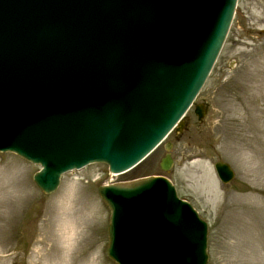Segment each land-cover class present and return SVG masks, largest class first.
<instances>
[{
	"label": "water",
	"instance_id": "water-1",
	"mask_svg": "<svg viewBox=\"0 0 264 264\" xmlns=\"http://www.w3.org/2000/svg\"><path fill=\"white\" fill-rule=\"evenodd\" d=\"M236 0H0V151L48 194L90 163L124 173L184 119ZM199 121L204 106L193 104ZM171 144L158 167L168 171ZM213 169L225 184L230 166ZM115 264H206L207 223L162 175L99 184Z\"/></svg>",
	"mask_w": 264,
	"mask_h": 264
},
{
	"label": "rangeland",
	"instance_id": "rangeland-1",
	"mask_svg": "<svg viewBox=\"0 0 264 264\" xmlns=\"http://www.w3.org/2000/svg\"><path fill=\"white\" fill-rule=\"evenodd\" d=\"M204 106L197 120L193 104ZM141 162L107 175L104 163L63 173L42 193L39 169L0 151V264H115L106 254L109 211L99 184L165 176L207 223L206 264H264V0H236L225 40L184 117ZM169 142L168 171L158 167ZM233 171L222 184L213 162Z\"/></svg>",
	"mask_w": 264,
	"mask_h": 264
},
{
	"label": "bare ground",
	"instance_id": "bare-ground-1",
	"mask_svg": "<svg viewBox=\"0 0 264 264\" xmlns=\"http://www.w3.org/2000/svg\"><path fill=\"white\" fill-rule=\"evenodd\" d=\"M183 117H184V116H182V119H183ZM115 174H118V173H109V176H110V177H113V176H115Z\"/></svg>",
	"mask_w": 264,
	"mask_h": 264
}]
</instances>
